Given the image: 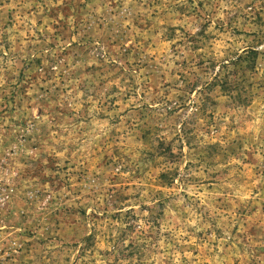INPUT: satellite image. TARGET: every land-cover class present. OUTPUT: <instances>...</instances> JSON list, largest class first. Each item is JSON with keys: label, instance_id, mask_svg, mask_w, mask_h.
<instances>
[{"label": "rangeland", "instance_id": "1", "mask_svg": "<svg viewBox=\"0 0 264 264\" xmlns=\"http://www.w3.org/2000/svg\"><path fill=\"white\" fill-rule=\"evenodd\" d=\"M0 264H264V0H0Z\"/></svg>", "mask_w": 264, "mask_h": 264}]
</instances>
